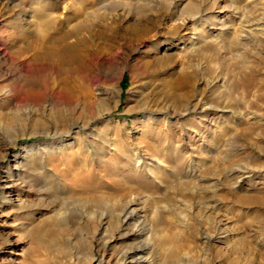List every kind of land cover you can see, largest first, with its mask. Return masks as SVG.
Masks as SVG:
<instances>
[{
	"label": "rangeland",
	"instance_id": "1",
	"mask_svg": "<svg viewBox=\"0 0 264 264\" xmlns=\"http://www.w3.org/2000/svg\"><path fill=\"white\" fill-rule=\"evenodd\" d=\"M233 1L0 0V264H264V0Z\"/></svg>",
	"mask_w": 264,
	"mask_h": 264
},
{
	"label": "bare ground",
	"instance_id": "2",
	"mask_svg": "<svg viewBox=\"0 0 264 264\" xmlns=\"http://www.w3.org/2000/svg\"><path fill=\"white\" fill-rule=\"evenodd\" d=\"M231 2H234L233 0H231ZM40 7V9L42 10L43 12V16L46 17V18H49L51 19V21H55V14L53 13V7L49 4L48 0H40V2L37 3ZM259 18V17H258ZM254 20V19H253ZM48 23V22H47ZM50 23V22H49ZM223 23V22H222ZM225 24V23H224ZM222 24V25H224ZM259 26V21H254V22H251V24L248 26V28H246L245 26L243 27L242 25H239V27L235 28L234 29V35L236 37V40H237V43L238 44H241L243 42H246L249 38H255L257 35H259L255 29ZM58 33V32H57ZM260 34H262V32H260ZM65 37L67 38V36L65 34H62L60 36H57L55 37V41L54 42H62ZM52 38V37H51ZM50 40V39H49ZM66 90L68 91H72V89L70 87H65ZM42 144L43 147H45L46 145L48 146L50 143L49 142H42L40 143ZM32 146L29 147V149H31ZM37 148V147H36ZM37 152H45L47 153V151H45V149H36ZM136 155V154H135Z\"/></svg>",
	"mask_w": 264,
	"mask_h": 264
}]
</instances>
